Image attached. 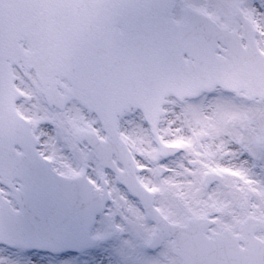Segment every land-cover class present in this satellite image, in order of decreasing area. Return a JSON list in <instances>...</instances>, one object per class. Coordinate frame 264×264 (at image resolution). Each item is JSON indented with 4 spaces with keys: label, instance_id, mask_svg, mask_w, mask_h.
<instances>
[{
    "label": "snow or ice",
    "instance_id": "obj_1",
    "mask_svg": "<svg viewBox=\"0 0 264 264\" xmlns=\"http://www.w3.org/2000/svg\"><path fill=\"white\" fill-rule=\"evenodd\" d=\"M0 264H264V0H0Z\"/></svg>",
    "mask_w": 264,
    "mask_h": 264
}]
</instances>
